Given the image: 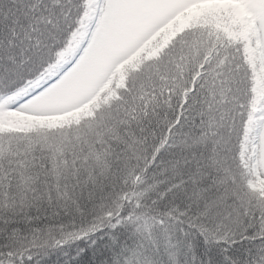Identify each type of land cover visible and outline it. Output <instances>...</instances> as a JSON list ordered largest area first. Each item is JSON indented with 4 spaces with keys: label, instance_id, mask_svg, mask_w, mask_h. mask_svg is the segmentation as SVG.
Wrapping results in <instances>:
<instances>
[{
    "label": "snow or ice",
    "instance_id": "obj_1",
    "mask_svg": "<svg viewBox=\"0 0 264 264\" xmlns=\"http://www.w3.org/2000/svg\"><path fill=\"white\" fill-rule=\"evenodd\" d=\"M0 264H264V0H0Z\"/></svg>",
    "mask_w": 264,
    "mask_h": 264
}]
</instances>
